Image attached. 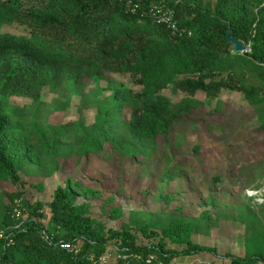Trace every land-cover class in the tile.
I'll list each match as a JSON object with an SVG mask.
<instances>
[{
  "label": "trees",
  "instance_id": "16d2710c",
  "mask_svg": "<svg viewBox=\"0 0 264 264\" xmlns=\"http://www.w3.org/2000/svg\"><path fill=\"white\" fill-rule=\"evenodd\" d=\"M154 8L173 12L176 31L152 15ZM229 31L242 53L233 52ZM221 94L238 96L240 106ZM248 109L259 113L253 135L264 136V0H215L211 7L184 0H0V264H99L112 253L115 264H171L199 254L264 264V231L249 232L245 240L256 244L247 256L196 242L209 213L153 229L106 226L123 217L117 199L127 174L136 179L146 166L158 180L184 178L179 157L187 136L215 133L230 141ZM218 117L222 124L210 122ZM71 162L77 175L91 163L103 165L117 188L105 176L94 185L61 177ZM30 167L61 177L50 202L31 204L19 189V173ZM263 168L264 155L241 164L238 184L248 186ZM139 236L150 242L139 243Z\"/></svg>",
  "mask_w": 264,
  "mask_h": 264
},
{
  "label": "rangeland",
  "instance_id": "374dc122",
  "mask_svg": "<svg viewBox=\"0 0 264 264\" xmlns=\"http://www.w3.org/2000/svg\"><path fill=\"white\" fill-rule=\"evenodd\" d=\"M193 1L202 7H211L215 0H184ZM9 33L18 32L14 27H4ZM166 95L170 94L168 91ZM224 100L232 104L236 109L240 106V99L233 94H221ZM180 95L177 96L179 98ZM174 97H172V100ZM242 126L235 132L230 141L223 142L214 134H189L183 148L180 166L183 168L185 177L169 181L155 179L150 176L148 167L140 168L141 174L133 179L132 175H126L124 193L117 199V203L123 208V217L106 226L118 229L121 223H129L133 226H163L170 220L183 217L186 220L208 216V220L200 219L197 227L195 241L206 247L216 248L218 253L224 254L227 250L232 255L247 256L253 250L254 241L249 238V232L264 231V177L259 179L260 171L248 186H240L236 169L241 164H251L257 158L264 155V136H255L252 128L257 125L259 113L253 110L246 111ZM87 116L88 112H85ZM72 117V113L69 112ZM53 117V116H51ZM51 117L49 118L50 121ZM222 118H213L210 122L222 124ZM198 148L194 151L193 148ZM77 166L71 162L66 164L63 178H83L87 183L94 185L100 182L103 176L109 180L110 185L115 181L110 179L109 171L103 165L91 163L81 175H77ZM131 174L135 169L130 168ZM97 173V179H90ZM108 174V175H103ZM20 185L25 199L33 204L36 202L48 203L51 201L53 192L60 184L59 175H50L35 167L19 173ZM220 178L222 182L214 185L212 180ZM113 184L112 187H116ZM243 187V188H242ZM117 188V187H116ZM144 190H148L143 196ZM256 195H253V194ZM253 195L250 197V195ZM260 198L261 202H254ZM250 199L253 200L250 201ZM144 204V205H143ZM161 213V214H160ZM47 213L43 214V223L48 231L52 226L47 224ZM139 238V243L148 244L150 241ZM256 244V243H255ZM103 264H115V255L109 254ZM192 258V259H191ZM179 260V259H178ZM174 259L171 264H177ZM178 264H229L213 260L209 255L199 254L196 257H184Z\"/></svg>",
  "mask_w": 264,
  "mask_h": 264
},
{
  "label": "built area",
  "instance_id": "2783aa9c",
  "mask_svg": "<svg viewBox=\"0 0 264 264\" xmlns=\"http://www.w3.org/2000/svg\"><path fill=\"white\" fill-rule=\"evenodd\" d=\"M152 15L154 17H157L160 23L167 24V25H169V27L171 29H173L174 31H176V27H175L174 23L172 22V15H173V12L172 11L167 10V11H165L163 13L161 9L154 8V12L152 13ZM249 195H250V197H252L253 195H256V194L254 193L253 195H251V194H249ZM255 201L261 202L262 199L257 198V199H254V202ZM14 216L16 218L19 217V212H17V210H15V209H14ZM3 237H4V233L3 232H0V240L3 239ZM61 248L64 249V250H67V251L74 252V253H76L78 251L76 245L62 244L61 245ZM129 257L130 256H123L122 258H123V260H125V259H127ZM105 260H106V258L105 257H102V258H100L98 260V263L99 264H103L105 262ZM151 260H154V258L153 257H149L148 260H147V262L149 263Z\"/></svg>",
  "mask_w": 264,
  "mask_h": 264
},
{
  "label": "water",
  "instance_id": "95a60500",
  "mask_svg": "<svg viewBox=\"0 0 264 264\" xmlns=\"http://www.w3.org/2000/svg\"><path fill=\"white\" fill-rule=\"evenodd\" d=\"M226 40L233 46V48H234L233 52L234 53H242L244 51L242 44L239 41H237L231 37L230 31L226 35Z\"/></svg>",
  "mask_w": 264,
  "mask_h": 264
},
{
  "label": "crops",
  "instance_id": "0c3cea01",
  "mask_svg": "<svg viewBox=\"0 0 264 264\" xmlns=\"http://www.w3.org/2000/svg\"><path fill=\"white\" fill-rule=\"evenodd\" d=\"M191 259H192V258H191ZM215 261H220V260H219V259H215ZM178 263H180V261H179ZM178 263H177V264H178ZM221 263H222V262H221Z\"/></svg>",
  "mask_w": 264,
  "mask_h": 264
}]
</instances>
